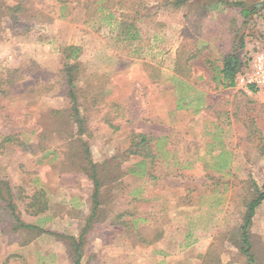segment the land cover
<instances>
[{"label":"rangeland","instance_id":"1","mask_svg":"<svg viewBox=\"0 0 264 264\" xmlns=\"http://www.w3.org/2000/svg\"><path fill=\"white\" fill-rule=\"evenodd\" d=\"M172 1L86 0L60 8L51 0H0V77L7 76L5 68H21L10 72V84L0 80V144L4 135L19 132L29 144L26 150L17 142L0 148V176L28 190L45 188L50 211L38 224L76 234L88 215L90 181L57 166L73 156L70 144L77 139L66 114H51L70 105L57 86L63 47H81L76 94L87 131L80 138L92 160L120 154L131 133L158 143L144 174L127 173L140 171L134 167L140 158L132 156L122 163L121 181L106 188L101 236L88 238L86 251L94 257L85 256L87 264H247L232 242L253 183H264V92L248 94L215 79L232 44L229 25L240 18L236 10L205 11L196 2L173 8ZM14 5L19 9L9 11ZM129 26L137 38H124ZM260 27L254 23L256 32ZM256 53H264L260 35L246 38L241 60ZM202 104L208 109L193 118V108ZM138 185L143 199L132 201ZM124 210L147 219L138 224L147 237L162 239L167 255L110 225ZM22 238L0 235V264H71L62 240L44 233L20 246ZM250 240L257 264H264V200L252 218Z\"/></svg>","mask_w":264,"mask_h":264},{"label":"trees","instance_id":"2","mask_svg":"<svg viewBox=\"0 0 264 264\" xmlns=\"http://www.w3.org/2000/svg\"><path fill=\"white\" fill-rule=\"evenodd\" d=\"M46 2L47 0H43ZM54 3L66 6L68 2L80 3L86 0H51ZM102 0H92L93 3L101 2ZM199 3L205 11H231L236 10L239 21L233 19L231 25L232 45L229 52L222 58L221 73L223 75V85L226 87H233L235 85L234 79L237 73L241 70L243 63L240 57V51L245 47L247 37H264V0H173L171 5L173 8H181L183 5ZM20 5L7 6L9 11H17ZM109 13V17H112ZM254 23H258L261 27L260 32H256ZM130 28L125 32V39H135L139 35L137 32L130 34ZM123 38V39H124ZM81 47L75 45H68L61 49V54L64 59V64L61 70L58 71L57 86L60 88L61 96L67 98L70 102L68 108L63 111L52 110L51 114H66V118L75 125V136L70 144L69 152L74 154L71 157L61 159L57 166L61 169L70 167L69 170L75 169L77 173L85 176L91 183L88 189V215L84 218L83 224L76 234L60 233L51 229L42 227L36 222L40 220V216L50 211L49 198L46 190L42 186L33 185L30 190L24 186L13 185L8 177L0 176V235H8L9 237L22 234L23 238L19 240L20 246H25L36 239L41 234L47 233L55 238L62 240L67 249V257L71 264H87L84 263L83 258L88 256V260L94 257L93 253L86 251L88 238L100 237L101 227L104 223L102 218L105 213L104 202L108 200V191L106 188L112 189L117 182H120L121 177L126 174L123 172L122 163L127 161L132 156H137L140 160L134 167H140V171L135 168H129L127 173L144 174L143 170L147 164L151 165L153 159L156 157V147L152 144V138L145 133H131L129 146L120 154L105 159L101 163L92 160L90 148L88 144L81 140L80 136L86 133L85 117L80 112L82 105L78 104V94L76 91L77 71L79 62L77 61L78 53ZM36 68V66H35ZM7 76L0 77V80L6 84H10L12 75L10 72L17 73L21 68L9 69L5 68ZM13 73V74H14ZM39 75V74H38ZM42 76V74L40 75ZM0 94H4L0 88ZM182 107L180 104L178 108ZM60 115L59 117L63 118ZM35 129H31V133ZM18 134L9 133L1 137L0 148L4 149L6 145L16 148L14 142H17L19 147L27 149L29 144L26 141L18 139ZM18 148V147H17ZM1 153V152H0ZM220 167H224L223 163H219ZM26 175H33L35 173H25ZM39 180V176L35 175ZM148 178H153L148 175ZM64 184L67 183L66 175L63 178ZM79 185V183H78ZM80 186V185H79ZM105 188V189H104ZM104 189V190H103ZM133 196L132 201L138 200L143 193V188L138 185L130 192ZM141 199L143 197L141 196ZM264 200V183L258 186L253 183V193L251 198L245 204V213L242 218V224L239 226L238 241L232 243L238 248L239 252L246 257L247 264H257L255 255L252 251V243L250 240V227L252 225V218L255 214L256 208ZM129 205V204H128ZM35 219L34 221H32ZM146 218L143 215L135 213L132 210H124L118 212L114 216V220L110 223L116 230L119 227L128 229V231L139 238V241L144 244H153L158 239L155 237L146 236L144 234L145 228L139 225V222L145 223ZM145 236V237H144Z\"/></svg>","mask_w":264,"mask_h":264},{"label":"built area","instance_id":"3","mask_svg":"<svg viewBox=\"0 0 264 264\" xmlns=\"http://www.w3.org/2000/svg\"><path fill=\"white\" fill-rule=\"evenodd\" d=\"M234 82L249 94L264 92V53H256L242 66ZM264 101V98H263Z\"/></svg>","mask_w":264,"mask_h":264},{"label":"crops","instance_id":"4","mask_svg":"<svg viewBox=\"0 0 264 264\" xmlns=\"http://www.w3.org/2000/svg\"><path fill=\"white\" fill-rule=\"evenodd\" d=\"M225 11H223V12H220L221 14H223ZM230 28V27H229ZM230 31H231V28H230ZM232 40V39H231ZM232 45V44H231ZM230 49H231V46H230V48H229V50L228 51H226L222 56H221V65H220V67L219 68H217V72H216V75H215V79L216 80H218L219 82H220V84H221V86H224L223 85V75H222V73H221V68H222V58L225 56V54L227 53V52H229L230 51ZM200 48L198 49V52H200ZM216 69V68H215ZM172 79H175V80H177L176 79V77H171ZM244 92H246V91H244ZM247 93V92H246ZM249 94V93H248ZM256 94H260V93H256ZM183 97H188V94H186V93H183ZM182 107H180L179 109H187L188 108V106L189 105H186V104H184V105H181ZM205 109H208V106L207 105H205V104H202V106L200 107V109H194L193 108V118L195 117V116H197L198 114H200V113H202V111H204ZM159 139H166V137H164V136H159L158 137ZM158 140V139H157ZM148 247H150L151 249L153 248L154 249V251H155V253H157L158 255H162V257H163V255L164 254H166V253H168L167 251L165 252L164 250H163V247H162V239L161 238H159L155 243H153V245H148ZM152 249V250H153ZM206 252V249H205V251H201L200 253H202V254H204ZM167 255V254H166Z\"/></svg>","mask_w":264,"mask_h":264}]
</instances>
